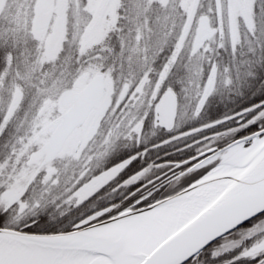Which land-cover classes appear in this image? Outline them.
I'll use <instances>...</instances> for the list:
<instances>
[{
    "label": "rangeland",
    "instance_id": "obj_1",
    "mask_svg": "<svg viewBox=\"0 0 264 264\" xmlns=\"http://www.w3.org/2000/svg\"><path fill=\"white\" fill-rule=\"evenodd\" d=\"M34 1V17L29 32L28 24L23 21L18 30H13L15 37L10 29L6 38L1 40L5 42L4 46L7 50L11 49V51L5 57V61L0 63L3 66L0 74V139L7 133L9 141L8 151L4 152L0 159V161H3V158L6 159L5 163H0V211H6L16 205L19 214L23 212L20 199L29 187L36 183V180L40 179L41 184L46 185L52 178L59 177L62 169H71L77 172L74 173L77 176L75 177V182H77L81 172L78 173L75 170L74 162L80 158L83 150L89 148L88 139L91 134H95L94 139L102 138V141L96 142L95 148L92 149L111 150L116 131L113 133L109 131L110 126H115V122L120 120L119 117L134 115L139 109L135 106L136 104L131 105L130 103L132 93H125L124 86L119 88L116 85L115 79L118 73L116 64L114 60L108 61V54L105 56L103 53L104 46L110 45L109 36L116 30L121 0H82L83 3L78 1V4L74 6L68 0ZM4 2L5 0H0V17L5 11ZM146 2L148 6H158L160 17H162L161 23L168 24L169 29L175 25L172 23L174 19H169L174 18L175 13L176 17L179 14L182 20L180 26L176 27L178 36L175 41L177 44L171 51L166 65L162 67L165 71L166 69L171 70L172 65L178 57L182 56L183 51L189 53L190 59H196L199 55L208 57L214 54L217 58V52L221 50L226 52L227 56L234 57L236 49L247 37L245 34H252L255 29L256 0H214L212 8L209 7V14L201 21H195L194 0H146ZM42 5L45 6L44 13L37 18L38 10ZM51 7L54 8L55 14L49 26L43 29V21L47 18ZM211 13L213 16H210ZM57 23L59 24L58 30L55 31ZM168 33L172 34L171 30ZM242 37L243 40H241ZM68 43L75 51L76 57L74 60L69 58L65 63H61L59 58L61 50L63 45ZM145 66L146 63L142 67L147 69ZM152 70L151 73L156 74V69ZM211 72L204 88H208L217 76L214 68ZM149 73L146 71L145 78L139 82L140 104L144 105V111H142L146 114L149 110H153L154 116L158 118L157 125L167 129L168 122L161 113L167 93L162 94L157 100L155 89H151L149 96L142 92L150 90L149 84L153 80ZM96 75H102L106 79L108 90L105 100L109 104L108 116L103 121L98 120L94 126L89 122L86 126L75 130L66 141L54 164L45 165L41 148L60 124L62 115L70 108V106L61 107L60 93L65 89L78 93L85 88L89 78ZM201 93L206 95L204 90ZM260 109L254 116L250 115V119L243 128L198 137L188 146V149L193 147L198 154L217 149L231 142L238 136L237 133L251 126L252 123L258 124V130L264 129L262 128L264 108ZM255 110L256 108L249 112ZM127 119L129 118H121V127L116 130L126 129ZM143 120L144 118L140 119L141 123ZM101 130L106 135H100L103 133H99ZM134 130L137 132L138 128ZM120 133L117 134L121 136ZM242 153H248V149L238 148L226 159L229 160L230 157ZM104 154L102 152L94 154L93 164L98 165ZM176 192H174L175 195ZM65 195L63 193L62 199L59 197L58 201L62 211L73 210L81 205L78 199L80 193L70 196L67 194L64 197ZM116 196L115 193L109 196H98L96 200L88 204L86 209L103 207L107 202L106 197ZM160 199L162 198L158 196L147 204H133L130 210L128 207H125L127 210H123L133 211L151 205ZM116 208L119 207L116 206ZM115 216L116 214L108 216L109 218L105 220L115 218ZM18 223V219L15 218L11 226L16 227ZM85 225V221L79 223V226ZM229 239H239V236H231ZM230 260L231 253L225 251L218 258V264H225ZM197 264H207V262L198 261Z\"/></svg>",
    "mask_w": 264,
    "mask_h": 264
},
{
    "label": "trees",
    "instance_id": "obj_2",
    "mask_svg": "<svg viewBox=\"0 0 264 264\" xmlns=\"http://www.w3.org/2000/svg\"><path fill=\"white\" fill-rule=\"evenodd\" d=\"M78 1L82 2V0H68L73 6L76 3L78 4ZM213 2L214 0H194L193 15H195V21H201L203 17L209 14L208 10L209 7L212 8ZM34 3V0H5V11L2 12L0 17V63L5 61V57L11 51V49L7 50L4 46L5 42H1V40L6 38L10 29L12 30L11 34L15 37L13 30H18L23 21L28 24L29 32L34 17ZM255 14L254 32L249 35L245 34L247 37L236 49L234 57L227 56V53L221 50L217 52V58L214 54L208 57L199 55L196 59H190L188 57L189 53L183 51L182 56L178 57L172 65L171 70L166 69L165 71L162 67L166 65L171 51L177 44L175 41L178 36L176 27L180 26V21H182L179 14L176 17L175 13L174 18H169L170 20L174 19L172 23L175 24L172 29H169L168 24L161 23L162 17H160L161 13L157 5L148 6L146 0H121L118 11V24L115 32L109 36L111 46L105 45L103 53L105 56L106 54L109 55H107L109 57L108 61L114 60L116 64L118 72L115 79L116 85L119 88L124 86L128 94L132 93L133 97H131L130 103L131 105L136 104L135 106L139 109L134 107L137 109V113L119 117L120 120L115 122L116 125L110 126L109 131H112V133L116 131L111 149H135L140 147L137 145L135 137H124L123 135L126 134L143 133L145 136L142 138V142H151L153 141L151 136L153 134L160 135L173 132L175 137L180 135L179 137L184 138L183 140L190 145L198 137L243 128L251 117L248 112L264 105V0H256ZM210 16H213V14L211 13ZM170 30L172 34L169 35ZM243 39L242 37L241 40ZM75 57V51L70 47V43L64 44L59 57L61 63H65L66 59L69 58L74 60ZM142 63H146L145 67L147 69L142 67ZM213 68L217 72V76L208 88H204ZM152 69H156V74L151 73ZM2 71L3 66L0 64V74ZM146 71L150 72L149 75H152L151 80L153 81L149 84L150 90L142 92L149 96L151 89H155L157 100L160 99L162 94L170 92L178 105L177 119L173 122V127L170 130L160 128L157 125L154 121L153 110H149L146 114L143 113L144 105L140 104L141 96L138 88H140V80L145 78ZM203 90L206 95H202ZM108 114L109 111L101 118L102 120H99H105ZM121 118H129L126 120L128 127L123 130H116V128L121 127ZM142 118L144 120L141 123L140 119ZM136 127L138 128L137 132L134 130ZM262 128H264V125H262ZM258 129V124H256L255 131ZM242 131L243 129L240 132ZM102 132L101 130L99 133ZM253 132L238 135L237 138ZM117 133H120L121 136ZM100 135L104 136L106 133L103 132ZM7 136V133H5L0 139V159L3 157L4 152L8 151L9 141ZM93 140V145L88 146L89 148H95L96 145L94 146V144L102 141V138L97 137ZM124 141L126 144H123ZM187 153L189 158H193L198 154L193 147H190ZM183 155L179 153L174 155V158ZM2 160L0 163L6 162L5 158ZM193 163L191 162L190 165ZM97 171L92 173L91 178L98 175L99 172ZM75 176L73 170L62 169L60 176L52 178L46 185L41 184L40 179L36 180V183L32 184L23 198L20 199L23 208L21 214L17 212L16 205L6 211H0V216L4 217L3 227L0 228L27 232L24 229L41 216L47 217L49 221L60 222L58 225L59 231L46 233L68 232L83 227L79 226V223L85 220L80 219L79 216L84 213L83 210L87 206L64 212L58 204L59 197L61 198L63 193L66 194L64 197L67 194L70 196L80 188V185L75 184ZM193 176L195 175L191 174L182 187L174 188L171 192L164 193L160 197L173 195L174 192L188 186L201 175L188 182ZM88 179L87 177L85 180ZM122 206H124V210H127L125 207H128L129 210L133 208L132 205ZM124 210L122 209V212ZM109 217L97 219L89 224L99 223ZM15 218L18 219L19 223L16 227H13L11 222ZM65 228L68 230L65 231Z\"/></svg>",
    "mask_w": 264,
    "mask_h": 264
},
{
    "label": "water",
    "instance_id": "obj_3",
    "mask_svg": "<svg viewBox=\"0 0 264 264\" xmlns=\"http://www.w3.org/2000/svg\"><path fill=\"white\" fill-rule=\"evenodd\" d=\"M106 90L105 79L98 75L91 77L79 93L70 89L60 93L61 107H71L63 114L60 124L41 149L45 164L55 160L66 140L77 128L91 119L94 123L106 113L108 110V104L104 100ZM165 108L166 114L172 115L173 98L170 93L166 95ZM262 133L264 129L212 154L213 158L249 140L262 139L245 161V169L228 183L222 193L156 246L149 247L127 232L108 230L103 225L128 214L145 212L160 204L175 201L192 186L171 198L145 208L68 232L37 234L0 228V246L27 258L31 256L38 258L43 255L75 257L85 254L97 257L100 260L97 264H181L205 240L231 228L243 216L264 208V134ZM199 165L201 163L194 168ZM107 211L109 208L89 216L87 220L93 221ZM244 223L247 224V221Z\"/></svg>",
    "mask_w": 264,
    "mask_h": 264
},
{
    "label": "flooded vegetation",
    "instance_id": "obj_4",
    "mask_svg": "<svg viewBox=\"0 0 264 264\" xmlns=\"http://www.w3.org/2000/svg\"><path fill=\"white\" fill-rule=\"evenodd\" d=\"M44 10L45 6L42 5L38 10L37 18L43 15ZM54 14V8L51 7L47 18L43 21V29L49 26ZM58 25L57 23L55 31L58 30ZM125 92H127V89H125ZM121 98H123V96H121ZM173 105L174 116L164 117L168 122L167 130L173 127V122L177 119L178 105L175 101ZM161 113L164 115L166 114V108H164V106L161 107ZM154 121L158 123V118L155 117ZM94 135L95 134L92 133L88 139V146L93 145ZM123 136L135 137L137 145L140 147L120 150H97L88 148L83 150L80 158L74 162L75 170H77L78 173L81 172L80 179L75 182L76 185H80V188L75 191L77 194L80 193L78 199L81 205L77 207L88 206V204L96 200L98 196H109L111 193L117 194V196L113 198L106 197L107 202L103 207L83 210L84 213H81V216H79L80 219L86 220L88 216L106 208H110V210L99 215L97 219L115 215L118 212L117 209H124L122 205L147 204L154 198L162 196L164 193L174 188L183 186L188 180L190 172L196 174L204 169V167L216 161L219 162L222 157L230 155L234 150H227L217 156V158L210 159L202 166L190 171V163L195 160L201 161L205 159V154H207V152L189 158L187 153L189 145L183 140L184 138L181 139L179 137L180 135L175 137L173 132L162 133L160 135L153 134L151 135L153 138L151 142H142V138L145 136L143 133H135L133 135L126 134ZM179 139L181 141H179ZM123 144H126V142L124 141ZM223 147H217V150ZM99 152L105 153L104 157L100 159L98 165H94L95 157L93 158V156ZM179 153L184 155L179 158H174V155ZM115 156H117V158H115ZM96 171L99 172L98 175L91 178L92 173ZM74 173L77 172L75 171ZM87 177L89 179L86 181L85 179ZM82 195L83 197H81ZM116 206L119 208H116ZM201 261L207 262L205 260H200L199 262Z\"/></svg>",
    "mask_w": 264,
    "mask_h": 264
},
{
    "label": "bare ground",
    "instance_id": "obj_5",
    "mask_svg": "<svg viewBox=\"0 0 264 264\" xmlns=\"http://www.w3.org/2000/svg\"><path fill=\"white\" fill-rule=\"evenodd\" d=\"M245 161L246 156L239 155L215 168L177 200L160 204L145 212L125 215L103 226L108 230L127 232L149 247L156 246L217 198L228 183L245 169ZM19 256L28 264H97L100 261L97 257L85 254L75 257L43 255L38 258L35 256L27 258L21 254Z\"/></svg>",
    "mask_w": 264,
    "mask_h": 264
},
{
    "label": "snow or ice",
    "instance_id": "obj_6",
    "mask_svg": "<svg viewBox=\"0 0 264 264\" xmlns=\"http://www.w3.org/2000/svg\"><path fill=\"white\" fill-rule=\"evenodd\" d=\"M261 108H264V105ZM260 110L257 108L254 112H249L248 115L254 116ZM255 128L256 123H252L251 127L244 128L237 135L253 132ZM248 143L251 141L249 140ZM207 171V168L203 169L188 182L195 180ZM245 221L247 224L244 223ZM3 222L4 217L0 216V227H3ZM59 224L60 222L49 221L47 217L41 216L24 230L30 233L56 232L60 230ZM64 230L67 231L68 229L65 228ZM231 236H239V239H229ZM221 241H223L222 244ZM225 251L231 253V260L225 264H264V208H259L251 214L243 216L231 228L205 240L181 264H197L200 260H206L207 264H218V258ZM0 264H28V262L20 258L16 251L10 252L6 247L0 246Z\"/></svg>",
    "mask_w": 264,
    "mask_h": 264
}]
</instances>
